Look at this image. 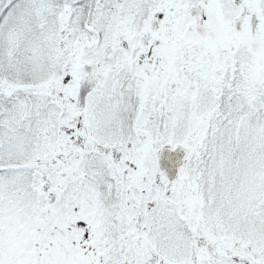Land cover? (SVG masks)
<instances>
[{"label":"snow or ice","instance_id":"obj_1","mask_svg":"<svg viewBox=\"0 0 264 264\" xmlns=\"http://www.w3.org/2000/svg\"><path fill=\"white\" fill-rule=\"evenodd\" d=\"M0 264H264V0H0Z\"/></svg>","mask_w":264,"mask_h":264}]
</instances>
